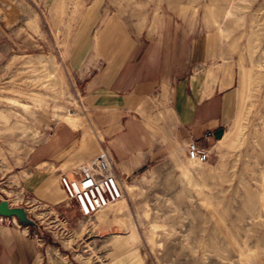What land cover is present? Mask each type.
Masks as SVG:
<instances>
[{"label": "rangeland", "instance_id": "obj_1", "mask_svg": "<svg viewBox=\"0 0 264 264\" xmlns=\"http://www.w3.org/2000/svg\"><path fill=\"white\" fill-rule=\"evenodd\" d=\"M110 17L127 30L147 21L162 28L169 17L180 35L207 34L215 62L235 71L238 108L221 140L209 142L208 160L196 162L156 124L168 92L149 98L152 134L169 138L167 147L123 176L119 202L87 218L62 188L46 184L38 196L23 179L31 153L65 121L81 119L93 155L97 137L72 57L78 29L94 22L80 47L87 52ZM2 199L24 207L37 226L15 218L17 226L68 253L69 264H264V0H0Z\"/></svg>", "mask_w": 264, "mask_h": 264}, {"label": "crops", "instance_id": "obj_2", "mask_svg": "<svg viewBox=\"0 0 264 264\" xmlns=\"http://www.w3.org/2000/svg\"><path fill=\"white\" fill-rule=\"evenodd\" d=\"M93 23L78 29L72 68L82 80L89 126L97 144L93 155L84 149L90 147L92 138L84 135L81 119L57 127L31 153L32 169L23 179L38 196L46 184L61 188L60 173L103 151L112 157L123 178L151 159L155 149L167 147L169 138L157 142L147 116L148 99L161 98L165 90V115L156 124L181 144L193 138L208 146L215 136L206 139L205 133L229 122L238 108L235 71L225 62H215L218 51L207 34L180 35L178 24L169 17L164 18L162 28L147 21L144 27L128 31L117 17H110L95 31L93 46L85 52L80 47ZM29 231L0 221V264H69L68 253L56 251Z\"/></svg>", "mask_w": 264, "mask_h": 264}, {"label": "built area", "instance_id": "obj_3", "mask_svg": "<svg viewBox=\"0 0 264 264\" xmlns=\"http://www.w3.org/2000/svg\"><path fill=\"white\" fill-rule=\"evenodd\" d=\"M213 136L214 132L210 130L205 133L204 138L210 139ZM185 149L187 157L196 162L207 161L211 154L209 146H201L193 138L185 143ZM59 183L65 199L77 208L81 216L87 218L95 217L119 201L125 192L124 178L117 172L115 163L107 151L60 173ZM0 221L17 224L13 216L0 215Z\"/></svg>", "mask_w": 264, "mask_h": 264}, {"label": "water", "instance_id": "obj_4", "mask_svg": "<svg viewBox=\"0 0 264 264\" xmlns=\"http://www.w3.org/2000/svg\"><path fill=\"white\" fill-rule=\"evenodd\" d=\"M224 128L219 127L214 131L215 139H220L223 136ZM0 215L7 217H15L20 223L27 226H37V222L29 217L27 210L22 206L10 204L7 199L0 200Z\"/></svg>", "mask_w": 264, "mask_h": 264}, {"label": "bare ground", "instance_id": "obj_5", "mask_svg": "<svg viewBox=\"0 0 264 264\" xmlns=\"http://www.w3.org/2000/svg\"><path fill=\"white\" fill-rule=\"evenodd\" d=\"M70 115H71V114H70ZM71 116H72V115H71ZM67 119H68L69 121H71V120H72V121L75 120L74 118L72 119V117H68ZM221 138H222V137H221ZM221 138L218 139V140H221ZM189 159H190V158H189ZM191 160H192V159H191ZM192 161H193V160H192ZM122 198H123V197H122ZM122 198H121V199H122ZM121 199H120V200H121ZM120 200H119V201H120ZM119 201H117V202H119ZM117 202H116V203H117ZM116 203H114V204H116ZM114 204H111L110 206H112V205H114ZM110 206H108V207H110ZM108 207H107V208H108Z\"/></svg>", "mask_w": 264, "mask_h": 264}]
</instances>
